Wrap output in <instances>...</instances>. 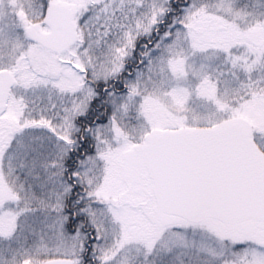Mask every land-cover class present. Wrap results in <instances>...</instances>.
I'll use <instances>...</instances> for the list:
<instances>
[{"label": "snow or ice", "instance_id": "6c2138e0", "mask_svg": "<svg viewBox=\"0 0 264 264\" xmlns=\"http://www.w3.org/2000/svg\"><path fill=\"white\" fill-rule=\"evenodd\" d=\"M0 264H264V0H0Z\"/></svg>", "mask_w": 264, "mask_h": 264}]
</instances>
